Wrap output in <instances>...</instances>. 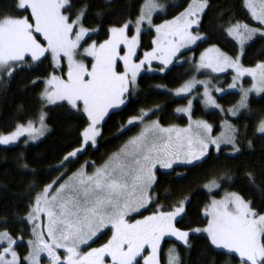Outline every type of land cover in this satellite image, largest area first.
I'll return each mask as SVG.
<instances>
[{
	"label": "snow or ice",
	"instance_id": "snow-or-ice-1",
	"mask_svg": "<svg viewBox=\"0 0 264 264\" xmlns=\"http://www.w3.org/2000/svg\"><path fill=\"white\" fill-rule=\"evenodd\" d=\"M245 4L260 27L240 22L230 25L227 34L238 42L241 51L231 57L212 46L201 54L197 66V70L207 68L214 73L233 69L236 75L229 88H235V82L242 76L252 77V87H241L240 100L228 110L231 115L248 108L250 92H264V62L252 68L241 64L246 42L256 37L264 38V0H260L259 7L253 0H245ZM13 7L17 12L30 10V16L0 15V82L11 79L25 67L38 66L50 54L53 72L43 80L45 86L40 100L48 105L66 102L70 110L82 112L87 117V127L81 133L82 147L64 156L57 170L72 162L89 142L97 144V137L101 135L98 125L110 109L125 103L126 94L136 87L137 76L146 63L150 65L153 60H159L167 67L181 49L207 40L206 36L193 35L191 31L200 22L199 14L208 7L207 0H193L175 18L159 25H153V15L164 11L165 5L157 0H146L135 20L134 35H128L132 22L126 21L122 26L110 27L108 38L102 43L93 41L87 47H83L82 41L90 38V32H99V29L83 25L87 6L77 12L75 19L65 15L71 7L70 0H16ZM145 22L155 28L156 36L152 40V50L145 52L143 59L136 63L133 57L137 54ZM81 47L83 52H80ZM86 58H91L90 68L85 63ZM63 60L67 61L66 75H56L58 68L63 73L60 67ZM120 61L123 71L118 70ZM38 82L39 77L32 84ZM197 83L204 85L203 103L219 108L210 94V81H187L176 90V95L191 92ZM216 91L221 89L216 88ZM191 107L189 100L187 108L176 109L188 114V127H162L158 121L146 123L102 165H93L91 172L87 171L86 163L71 175L65 169L45 185L24 217L31 226L27 255L21 261L14 249L17 239L3 231L0 232V264H42V255H46L48 264H141V258L143 264H160L159 252L164 237H174L190 250L192 233H206L215 249L234 254L239 264H264V213L258 212L252 201L236 192H225L220 199H212L205 206L207 224L202 228L181 230L176 226L177 218L185 213L187 198L173 205L171 211H164L163 206L158 205L153 214L132 220L133 214H139L154 202L151 190L156 183L157 166L172 169L175 164H192L206 156L210 145L220 150L221 144H230L234 152L240 151L234 127L228 125L227 134L214 138L210 124L192 120ZM147 115L141 110V115L130 118L128 124L137 120L144 123ZM47 131L42 104L36 120L18 123L14 131L0 135V145L15 143L24 136H27L26 144L35 142ZM257 131L264 134V120L259 122ZM22 167L27 169L28 165L25 163ZM246 175L254 184V175ZM222 179L231 177L226 175ZM204 187L211 193L221 184L212 180ZM105 230L111 233L107 241L100 247H91L90 242ZM83 246H88L89 250L83 251ZM146 251L148 254L144 255ZM167 264H184L177 248L168 250Z\"/></svg>",
	"mask_w": 264,
	"mask_h": 264
},
{
	"label": "trees",
	"instance_id": "trees-1",
	"mask_svg": "<svg viewBox=\"0 0 264 264\" xmlns=\"http://www.w3.org/2000/svg\"><path fill=\"white\" fill-rule=\"evenodd\" d=\"M188 1L172 0L164 11L154 14L153 22L176 15ZM143 2L144 0H70L71 7L65 14L74 19L77 12L87 6L83 25L90 29H99L98 34L92 33L88 39L101 41L108 36L110 27L120 26L134 19ZM15 3L16 0H0V15L8 13L13 16H30L29 11L17 12L13 7ZM207 3L208 7L194 28L195 32L206 36L207 40L198 41L178 56L191 55L195 58L208 44L216 45L230 55L238 52L237 43L227 35L225 27L236 21L253 24L244 0H207ZM97 13L101 15L98 16ZM153 34L152 29L142 31L139 53L152 46ZM243 51L241 62L245 65L264 60V38H254L245 45ZM51 72L53 67L48 56L38 66L31 69L25 67L24 70L17 71L11 79L6 78L0 82V135L11 132L18 123H25L38 116L43 104L40 100L43 89L41 79ZM191 72L192 65L188 61L173 63L162 72H141L137 78V90L129 92L126 102L118 109L110 111L101 122V135L97 138V144L87 145L72 162L66 163L59 170L55 164L80 144L87 118L82 112L70 110L66 103L44 106L49 130L40 140L26 144L23 139H19L14 144L0 145V231L5 230L13 237H25L28 234V224L24 216L38 191L65 169L70 172L85 162H103L128 135L137 130L136 125L123 127L131 116L139 114L141 110L150 109L149 115L156 117L163 125L185 124L187 116L177 113L176 108L187 102L188 97H175L161 86L175 87ZM219 76L230 79L229 72ZM37 77L40 82L33 85L32 81ZM238 96L237 91H228L218 96V100L226 106L234 103ZM192 115L205 117L213 124L214 133L220 129L222 114L217 110L204 109L199 100H194ZM263 119L264 92L250 97L248 108L232 119L236 125V143L240 151L229 154L225 147L220 148L217 153L210 150L196 163L175 165L167 171L157 169L156 183L152 188L154 202L146 212L154 210L158 205L163 206L164 210L171 209L173 205L187 198L185 213L177 219L176 225L182 229L204 225L207 219L203 211L210 199V192L204 185L212 180L221 184L219 189L212 192L215 196L225 191H234L252 201L258 212H264V134L256 130ZM25 163L28 165L27 169L22 167ZM247 173L254 175V184L248 180ZM226 175L231 179H222ZM107 236L108 231L93 243L101 242ZM167 241L164 239L163 247ZM190 243V250H186L181 243H176L184 264H239L238 257L234 258V254L215 249L204 234H190ZM16 247L23 257L27 251L26 242L22 241Z\"/></svg>",
	"mask_w": 264,
	"mask_h": 264
},
{
	"label": "rangeland",
	"instance_id": "rangeland-1",
	"mask_svg": "<svg viewBox=\"0 0 264 264\" xmlns=\"http://www.w3.org/2000/svg\"><path fill=\"white\" fill-rule=\"evenodd\" d=\"M172 1V0H171ZM171 1L170 0H157V2L159 3V4H162V5H165V9H166V7H167V5H168V3H171ZM146 2V0H144V2H143V4ZM253 2L257 5V7H259V3H260V0H253ZM191 3H193V0H189L188 1V3H187V5L183 8V9H181L176 15H174V16H172V17H170V18H167V19H162L161 21H159V22H153V25H159V24H162V23H164L166 20H172L173 18H175L177 15H179L180 14V12H182V11H184L187 7H188V5L189 4H191ZM142 4V5H143ZM244 5H245V7H246V4H245V0H244ZM246 9H247V11L249 12V10H248V8L246 7ZM29 12H30V10H29ZM158 12H162V11H158ZM158 12H156V13H158ZM156 13H154V14H156ZM139 14H140V12H139ZM139 14L134 18V19H131V20H129V21H131L132 22V24H131V26H130V29H129V31H128V35L129 36H131V35H134L135 34V20L137 19V17L139 16ZM249 14H250V17H251V13L249 12ZM66 15V14H65ZM201 15H202V13L201 14H199V20H200V18H201ZM154 16V15H153ZM75 19V18H74ZM251 19H252V17H251ZM252 21H253V24H250V23H247V22H243V21H236V22H233V23H230V24H228L226 27H225V32L227 33V28L230 26V25H232V24H236L237 22H240L241 24H248L249 26H251V27H260V25H259V22L258 21H255V20H253L252 19ZM124 24V23H123ZM122 24V25H123ZM122 25H120V26H122ZM197 25H194L193 27H192V29H191V31H192V33H193V35H196L198 32H195L194 31V28L196 27ZM86 27V26H85ZM113 27V26H112ZM116 27H119V26H116ZM143 27V31H145V30H147V29H152L153 31H154V34H153V37H152V40L155 38V36H156V32H155V28L154 27H149L148 26V24L145 22L144 23V25L142 26ZM87 28V27H86ZM88 29H90V28H88ZM92 34V32H90V34L89 35H91ZM200 34V33H199ZM200 35H202V34H200ZM228 35V34H227ZM229 36V35H228ZM230 38H232L231 36H229ZM108 38V36L105 38V39H103V40H101V41H96L95 39H88L87 37H86V42L85 41H82V45H83V47H87L89 44H91L93 41H96L97 43H102L104 40H106ZM233 39V38H232ZM236 43H237V45H238V52L235 54V55H230V54H228V53H226L225 51H223L222 49H220L218 46H216V45H212V44H208V45H206L205 47H203L200 51H199V53L197 54V56L195 57V58H193L191 55H185V56H178L182 51H184V50H186V49H189V48H191L192 46H194V45H190V46H188L187 48H183V49H181V51H180V53H178L177 54V57H174L173 58V63H179V62H184V61H188L189 63H191V65H192V72L190 73V75L182 82V83H180L179 85H177V86H175V87H163V86H161L164 90H167V91H169L173 96H175V97H182V96H187L188 97V100H187V102H185V103H183V104H180L177 108H187L188 107V101L189 100H191L192 101V107H191V118H192V120L193 121H196V120H203V121H205V122H207L208 124H210L211 126H212V132H211V136L212 137H214V138H216V137H220L221 136V134L222 133H225V134H227V131H228V128H227V126L228 125H231L232 127H234L235 129H236V125L233 123V120L232 119H234V118H236L243 110H245V109H240L239 111H237V114L236 115H231L230 113H229V109L230 108H233L236 104H237V102L240 100V89H241V87H243V88H245V89H249V88H251L252 87V84H253V81H252V77L251 76H248V75H245V76H242V77H240L235 83H236V87L235 88H229V85L230 84H232L233 83V77L236 75V72L233 70V69H231V68H228V69H226L225 71H223V72H212L211 71V69H207V68H200L199 70H197V66H198V64H199V62H200V56H201V54L202 53H204L205 52V50L206 49H208V48H210V47H212V46H215V47H217V48H219L222 52H224L225 54H227V55H229V56H231V57H235L240 51H241V49H240V45L238 44V42L235 40V39H233ZM198 42V41H197ZM248 42H250V41H248ZM248 42H246V44L248 43ZM245 44V45H246ZM83 47H81V49H80V52H83ZM152 47H153V45L149 48V49H147V50H143L141 53H139L138 52V49H139V47L137 48V54L133 57V60L136 62V63H139V61L141 60V59H143V57H144V53L145 52H150L151 50H152ZM121 48H123V46H121ZM121 55H123L124 53H123V51H121V53H120ZM48 56H50L49 58L51 59V55L49 54ZM79 58V57H78ZM258 62H264V60H262V61H258ZM258 62H255L254 64H251V65H245V64H243L242 62H241V64H242V66L243 67H246V68H252V67H255V65L258 63ZM85 63H87L88 64V66H89V68L91 67V58H86L85 59ZM172 63V64H173ZM155 64H157L158 66H155ZM172 64H170V65H168L167 67H165L164 65H162L161 63H160V61L159 60H153L152 62H151V64L149 65V64H145L143 67H142V69H141V71H140V73L141 72H143V71H150V72H153V71H160V69L161 68H164V70H166L168 67H170ZM64 66V67H63ZM61 68H64V71H63V73L60 71V69L58 68V69H56V72H55V74L56 75H62V74H65L66 75V72H67V61L66 60H63L62 61V64H61V66H60ZM118 70L119 71H123V62L122 61H120L119 62V68H118ZM162 72V71H161ZM226 72H229L230 73V79H228V80H226L224 77H222V76H219V75H221V74H223V73H226ZM52 73V72H51ZM139 73V74H140ZM139 74H138V76H139ZM138 76H137V78H138ZM46 77H44V78H42L41 80H42V82H43V80L45 79ZM193 79H195V80H198V81H210L211 83H210V85H209V89H210V94L213 96V98L216 100V102H217V104L218 105H220V107L219 108H216V107H212V106H210V105H205L204 103H203V101H204V96H203V93H204V85L203 84H200V83H197L196 85H195V87L191 90V92H189V93H181L180 95H176V90L177 89H179L182 85H184V83L185 82H187V81H190V80H193ZM245 79H247L248 81L247 82H245ZM44 83H43V88H44ZM216 88H220L221 89V91L220 92H217L216 91ZM43 90V89H42ZM137 90V85H136V87L135 88H132V89H130L129 90V92H135ZM228 91H237L238 93H239V96H238V99L234 102V103H232V104H229V105H226V106H224V105H222V103L218 100V96H220V95H222V94H224L225 92H228ZM42 92V91H41ZM260 94H262V93H256V92H250L249 93V98L250 97H252V96H259ZM127 98H128V94H126V96H125V102H126V100H127ZM194 100H199L200 101V103H201V105H202V107L204 108V109H206V110H217V111H219L221 114H222V119L220 120V123H219V127H220V129L217 131V132H213V124L211 123V122H209L205 117H201V116H199V117H195V116H193L192 115V111H193V109H194ZM57 103H66V102H63V101H58ZM67 104V103H66ZM43 105L44 106H47L48 104H46V102H43ZM123 105V104H122ZM122 105H120L119 107H121ZM118 107V108H119ZM118 108H114V109H110L109 110V112L110 111H113V110H115V109H118ZM176 108V109H177ZM221 109H223V110H221ZM44 111H45V109H44ZM144 112H147L148 113V115L145 117V119H144V123H141L139 120H137L134 124H132V125H136L137 126V130L134 132V133H132V134H130V135H128L125 139H124V141L120 144V146L117 148V149H115L114 151H112L107 157H106V159L103 161V162H101V163H99V164H92L91 162H85V163H83V164H81L79 167H77L76 169H74V170H72V171H70V172H68L67 174L68 175H71V173L72 172H75L77 169H79V168H81V166L82 165H85L86 163H87V165H88V167H87V171L88 172H91L92 170H93V165H95V166H100V165H102L113 153H116V152H118L119 150H120V148L127 142V141H129V139L130 138H132V137H134V136H136L140 131H141V129L144 127V124H146V123H150L151 121H158L157 120V118L156 117H152V116H150L149 114H150V109H144L143 110ZM46 112V111H45ZM177 112V111H176ZM177 113H179V114H182V115H185V116H187V118H188V120H187V122L185 123V124H167V125H163V124H161V123H159L162 127H171V126H176V127H179V128H185V127H188V124H189V116H188V114H186V113H183V112H177ZM141 115V112L139 113V114H137V115H134V116H131L130 118H133V117H139ZM38 117V116H37ZM37 117L35 118V119H31V120H36L37 119ZM87 118V117H86ZM129 118V119H130ZM129 119H128V121H129ZM264 120V119H263ZM128 121L126 122V124L124 125V127L123 128H126V127H130V126H132V125H129L128 124ZM102 122V121H101ZM159 122V121H158ZM25 123H27V122H25ZM25 123H21V124H25ZM87 123H88V121H87ZM259 124V123H258ZM100 125H101V123H100ZM100 125H98V127L100 128ZM48 126V125H47ZM85 127H87V124L85 125ZM84 127V128H85ZM257 127H258V125H257ZM16 128V127H15ZM15 128L12 130V131H14L15 130ZM83 128V129H84ZM48 130H49V127H48ZM256 130H257V128H256ZM11 131V132H12ZM83 131V130H82ZM48 132V131H47ZM46 132V133H47ZM10 133V132H9ZM45 133V134H46ZM259 133V132H258ZM6 134H8V133H6ZM6 134H1V135H6ZM235 135H236V133H235ZM42 138V137H41ZM41 138H39L38 140H40ZM98 138V137H97ZM20 139H23L24 141L27 139V136H24V137H21ZM37 140V141H38ZM36 142V141H35ZM12 144H14V143H12ZM89 144H91V142H89L87 145H89ZM8 145H10V144H8ZM87 145H85L84 146V149H85V147L87 146ZM92 145V144H91ZM82 147V138H81V142H80V144L78 145V146H76L75 148H73L72 150H70L69 152H72V151H74L75 149H78V148H81ZM226 148L225 149V151L227 152V153H229V154H235V153H237V152H234L233 151V149H232V145H230V144H221V146H220V148ZM237 147H238V145H237ZM239 148V147H238ZM83 149V150H84ZM210 150H212L213 152H215V153H217V152H219V150H217V148L214 146V145H210V147H209V151ZM208 151V152H209ZM69 152H67L64 156H66ZM203 158V157H202ZM201 158V159H202ZM63 159V158H62ZM200 161V160H199ZM61 162V161H60ZM60 162H58L57 164H56V166H58L59 165V163ZM196 162H198V161H193V163H196ZM192 163V164H193ZM175 165H190V164H175ZM175 165H173V166H175ZM157 169H160V170H162V171H167V170H170V169H163V168H160L159 166H157V168L155 169V173H156V170ZM61 172H63V171H61ZM61 172L60 173H58V175H56L55 177H54V179H56V177H58L60 174H61ZM53 179V180H54ZM64 179H67V176H65L64 177ZM52 180V181H53ZM52 181H50L49 183H51ZM61 182H63V181H61ZM49 183H47V184H49ZM210 183V182H209ZM46 184V185H47ZM208 184V183H207ZM45 186V185H44ZM43 186V187H44ZM57 187L59 186V185H56ZM42 187V188H43ZM42 188L38 191V192H40L41 190H42ZM216 189H214L213 191H215ZM152 191V190H151ZM212 191V192H213ZM212 192L210 193V199H209V202L207 203V205H209L210 203H211V201H212V199H220L224 194H225V192H234V191H225L224 193H222L221 195H219V196H215L214 194H212ZM153 193V192H152ZM154 196V195H153ZM149 207H147L146 209H142L141 210V212L139 213V214H133L132 215V220L134 221L135 219H142L144 216H147V215H151V214H153L156 210H157V206H156V208L154 209V210H152V211H149V212H146V210L148 209ZM205 209V208H204ZM164 210V209H163ZM172 210V208L171 209H168V210H164V211H171ZM28 213V212H27ZM203 213H204V211H203ZM262 213H264V212H262ZM27 215V214H26ZM25 215V216H26ZM24 216V217H25ZM179 218V217H178ZM177 218V219H178ZM25 221L27 222V220L25 219ZM27 224H28V222H27ZM206 224H207V221H206V223L204 224V225H200V226H195V227H192V228H197V227H200V228H202V227H204V226H206ZM177 226V225H176ZM178 227V226H177ZM179 228V227H178ZM181 230H188V229H182V228H180ZM5 231V230H4ZM106 231H108V230H105L102 234H104ZM0 232H3V231H0ZM102 234H98V237H100ZM198 234H204V235H206L207 236V234L206 233H198ZM110 235H111V233H110V231H108V236H107V238L106 239H104L103 241H101V242H98V243H93V242H90V246L91 247H100L102 244H104L106 241H107V239L110 237ZM13 237V236H12ZM20 237H22V239H19ZM97 237V238H98ZM14 239H17V244L16 245H14V249H15V251L18 253V255H19V257H20V259H23V257L24 256H26L27 255V253H28V247H27V251L23 254V257H21L20 256V253H19V251H18V249H17V245L19 244V243H21L22 241H24V242H26V246H27V241L31 238V226L28 224V234L25 236V237H23V236H18V237H13ZM97 238H94V240L95 239H97ZM164 239L165 240H168L167 242H166V244H165V246L163 247V243H164ZM176 243H180L179 241H176L175 240V238L174 237H164L163 239H162V241H161V249H160V252H159V260H160V264H167V254H168V250L170 249V248H172V247H175V248H177V245H176ZM89 250V247L88 246H83V251H88ZM221 250H223V249H221ZM61 251V253H62V251L63 250H60ZM224 251H226V250H224ZM148 254V252L146 251L145 253H144V255H147ZM10 258V257H9ZM41 260H42V264H48V261H47V257H46V255H42V257H41ZM141 264H143V260H142V258H141Z\"/></svg>",
	"mask_w": 264,
	"mask_h": 264
},
{
	"label": "bare ground",
	"instance_id": "bare-ground-1",
	"mask_svg": "<svg viewBox=\"0 0 264 264\" xmlns=\"http://www.w3.org/2000/svg\"><path fill=\"white\" fill-rule=\"evenodd\" d=\"M50 57V56H49ZM153 117V116H152ZM56 165V164H55ZM19 235V234H18Z\"/></svg>",
	"mask_w": 264,
	"mask_h": 264
}]
</instances>
